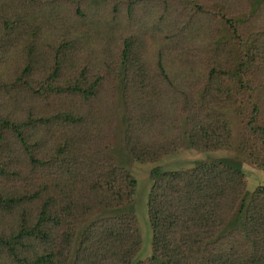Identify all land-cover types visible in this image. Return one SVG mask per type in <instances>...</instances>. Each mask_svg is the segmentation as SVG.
<instances>
[{"label": "trees", "instance_id": "16d2710c", "mask_svg": "<svg viewBox=\"0 0 264 264\" xmlns=\"http://www.w3.org/2000/svg\"><path fill=\"white\" fill-rule=\"evenodd\" d=\"M145 1L160 12L155 25L166 39L148 57L126 26L93 53L56 41V32L43 52L34 48L40 40L26 39L23 57L7 65L0 80V264H264V187L247 192L240 164L230 159L149 171L150 255L133 260L140 237L126 207L135 180L108 154L118 93L120 143L132 161L153 163L181 145L229 150L223 111L236 107L244 121L239 150L264 171V20L240 10L243 0H231L230 18L203 0L194 10L179 0ZM137 2H124L123 23ZM8 3L0 1V63L19 39L9 30L22 20ZM109 6L110 27L119 11ZM67 11L86 20L78 4ZM218 22L227 38H219ZM30 99L50 107L15 119L1 109Z\"/></svg>", "mask_w": 264, "mask_h": 264}, {"label": "rangeland", "instance_id": "374dc122", "mask_svg": "<svg viewBox=\"0 0 264 264\" xmlns=\"http://www.w3.org/2000/svg\"><path fill=\"white\" fill-rule=\"evenodd\" d=\"M125 1L126 0H9L10 3L7 4V7L19 9V15L22 17V20L17 27L9 30L11 32L13 31L12 36L19 37V39L6 52L3 62L0 63V80L6 77L4 73L8 70L7 65H16L23 57V52L25 50L23 46L25 45V41H27L26 39L34 43L40 40L39 48H34L41 49L40 51L43 52V49H46V47L51 44L52 38H55L54 35L51 36V32H56V34H58L56 41H60L62 38L61 41L65 40L64 42H67L69 45L71 44V49L72 47L73 49L74 47H79L82 49V52L89 50L90 53L102 50L103 43L105 44L111 39L114 41L122 37L127 27L133 30L131 32L132 37H139L143 42V46H141L143 57H148L159 45H166L165 33L160 31L157 24V29L155 28V21H157L160 12H156L155 10L151 12L152 9H149L147 6V1L138 0L139 2H137L135 7L131 10L132 20L127 21L125 19L123 23L120 16H122L125 11ZM179 1L181 5L186 3L185 6H188L191 10H194L196 5H202V0ZM203 1L206 4V8L210 11L220 13L229 18V12L234 10L232 8V1L234 0ZM112 2L116 4L114 10L119 11V17L116 24L109 27L106 24L110 17V13L113 12V10L109 8V3L112 5ZM76 4L79 5L80 10L83 11L86 17L84 22L76 14L67 11L71 9V6H75ZM241 4L242 7H240V10H243V12L247 14H252L253 11H255L256 17L259 16L260 19L264 20V0H243ZM37 11L44 12L46 15H51L50 17L47 16V18L51 20H45L41 14H43L44 17L46 15L44 13H36ZM245 13L231 17L243 19ZM4 14L6 13L2 10V12H0V19L5 17ZM30 15H33V17ZM157 22H159V19ZM217 25L219 38H227L229 35L227 26L222 22H218ZM17 32H20L19 36ZM78 39L80 40V44L82 43L79 46L77 44ZM231 46L234 53L236 51V45L232 44ZM175 66L176 64H169V71L174 73L176 71ZM113 101L115 119L114 129L109 138L108 154L115 165L124 168L135 180L132 201L128 207H126L133 212L136 218L140 237V247L133 258L134 261L144 260L150 255L151 233L147 219L146 200L150 186L149 171L151 169L158 168L164 171L187 170L201 161L230 159L240 164L247 192H252L258 187H264V171L254 168L248 161H245L244 153L242 154L239 150L241 138L244 136V121L240 109L234 107L223 111L230 130L231 140L229 150L202 153L184 148V146L181 145L170 155L162 157L153 163L142 164L129 159L121 146L120 139L124 127V115L119 93ZM23 103L18 101V106H15V104L3 102L1 104V109L11 118L15 119L24 115V112L26 113L28 110L38 112L48 110L50 107L48 103L45 105L42 102H35L31 99L30 103H25L24 105ZM101 215H103V213ZM90 218H93V216Z\"/></svg>", "mask_w": 264, "mask_h": 264}]
</instances>
